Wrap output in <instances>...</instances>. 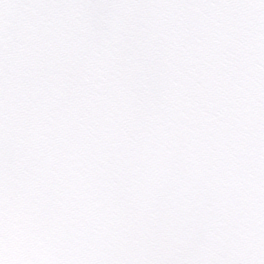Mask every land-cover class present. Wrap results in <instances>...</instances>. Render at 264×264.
Segmentation results:
<instances>
[{
  "label": "snow or ice",
  "instance_id": "6c2138e0",
  "mask_svg": "<svg viewBox=\"0 0 264 264\" xmlns=\"http://www.w3.org/2000/svg\"><path fill=\"white\" fill-rule=\"evenodd\" d=\"M0 264H264V0H0Z\"/></svg>",
  "mask_w": 264,
  "mask_h": 264
}]
</instances>
